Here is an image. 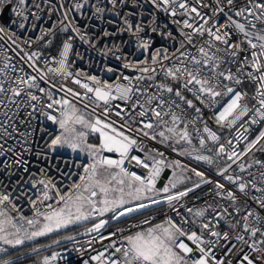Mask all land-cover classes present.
Masks as SVG:
<instances>
[{"label": "snow or ice", "instance_id": "snow-or-ice-1", "mask_svg": "<svg viewBox=\"0 0 264 264\" xmlns=\"http://www.w3.org/2000/svg\"><path fill=\"white\" fill-rule=\"evenodd\" d=\"M89 10L90 18L103 19L105 12L118 17L107 21L114 30H103L97 40L82 32L79 17ZM5 11L11 16L0 23V41L6 42L0 44V157L14 151L5 147L9 140L28 145L30 137L44 133L39 127L43 117L61 129L58 135L49 134V151H86L91 162L82 165L80 183L74 182L68 195L51 180L33 182V188L39 183L43 191L30 198L34 215L21 216L23 223L8 214L10 196L0 193V253L95 217L83 235L97 234L87 241L96 254L83 264H264V160L251 159L256 151L264 152V129L249 140L252 126L264 123V0H105L103 6L99 0H0V17ZM160 13L167 16L166 23L161 24ZM123 35L134 39L143 59L118 55L121 49L115 43L105 45L103 54L111 52L124 61L122 68L137 75L122 74L111 84L72 70L70 56L83 59L74 51L77 38L95 48L99 39ZM78 103L90 109L87 116ZM75 125L98 133L100 143L88 144V133ZM145 141L216 166L220 179L169 161L164 151L147 148ZM240 142H246L242 150L237 148ZM134 151L144 153L143 158ZM15 154L13 163L27 172L28 162ZM126 161L147 174L129 171ZM166 168L180 169L181 175L158 188ZM189 172L198 179L172 192L177 183L192 180L184 175ZM202 185H212L211 203L205 200L195 208L182 202ZM117 192L119 196H110ZM53 199L57 206L45 204ZM162 202L178 220L168 216L153 225V218H146L105 234L113 222L134 219V213ZM63 240L78 243L74 235ZM97 243L102 251L93 248ZM41 250L33 247L32 253ZM73 250L85 251L83 246ZM60 256L45 255L39 264H53ZM0 264L14 262L0 258Z\"/></svg>", "mask_w": 264, "mask_h": 264}, {"label": "built area", "instance_id": "built-area-1", "mask_svg": "<svg viewBox=\"0 0 264 264\" xmlns=\"http://www.w3.org/2000/svg\"><path fill=\"white\" fill-rule=\"evenodd\" d=\"M99 2L101 6H103L105 0H99ZM158 15L161 24L167 22V16L165 14L160 13ZM10 16L11 13L8 11L6 21ZM90 16L91 10H89V12L83 17H79V24L81 26V31L86 32L87 35L92 37L93 40H97L102 31L105 29L110 31L114 30L115 25L107 23L108 20L118 21L119 19L108 12H105L103 19H97L94 17L90 18ZM2 22H4V20L2 17H0V23ZM33 35H35V33H33ZM157 41L159 45V37H157ZM3 43L6 42L0 41V44ZM113 43L118 44L121 49V52L117 54L127 56L128 60L136 61L144 58L139 52L136 51L134 39L130 35L99 39L95 48L90 47L89 44L83 43L77 38L74 42V51L79 52L83 56V59H79L74 54L71 55L70 59L74 61L72 70L74 72L79 70L83 73H86L87 75H95L102 82H108L111 84H115L117 82V78L122 74L129 76L137 75L138 73H135L132 69L122 68V63L124 61L116 60L115 56L111 52H109L107 55L103 54L104 46L107 45L108 47H112ZM6 55H13V53L7 52ZM106 67H113L117 69V71L109 73L105 70ZM81 78L83 79V77ZM66 83H68V86H71L80 92L84 91L83 89H79L78 86L70 84V82ZM77 107L85 113L90 111V109L84 110L82 103H78ZM99 111L100 109H97V113H99ZM37 123L38 122L35 120L32 121V127H36ZM210 126L213 128V130L218 131L214 122H211ZM25 127L27 126H21V131H23ZM39 127L45 129L46 131L44 133L37 132L33 137H30L28 145H24L22 142L17 143L15 140H9L5 147H12L14 151L7 152L3 157H0V161L12 165L11 167L5 169L3 164H0V193H5L10 196L11 203L6 205V211L12 218H14V221H20L21 216L32 218L34 215V209L29 201L30 198L35 199L41 196L43 185L37 183L36 187L33 188V182L40 180H51L62 194L68 195L73 192V183H80L79 175L84 174L82 165L91 162V157L78 158L76 156L62 155L49 151L46 148V143L50 142L49 134H51V136L58 135L61 132L60 127L58 124H53L51 121H45L43 117L40 118ZM261 129H264V123L253 125L249 134V140L254 139ZM228 136L229 133L225 131L224 137ZM17 139H19V137H17ZM193 143L195 144L196 141ZM233 143H237L235 139H233ZM245 143L246 142H240L237 144L238 150H242L245 146ZM145 144L147 148H159L161 151H164L169 161L179 160L181 164L187 165L189 168H196L197 170L203 171L206 174V177L210 179H220L218 176H216V166L214 165H209L204 161H196L195 159H192L186 155H178L177 153L172 152L170 149H166L164 146L155 142L145 141ZM28 146H31L32 150L25 152L24 147ZM17 152L22 154L20 158L28 162L26 165L28 168L27 172L23 170V167L13 163V161L17 159L15 154ZM37 152L42 153V155L37 156ZM133 154L138 155L141 158L144 156V153L141 152L134 151ZM203 154L211 155V153L207 152H204ZM102 155L113 159L119 158L117 153L104 152ZM243 159L251 162L249 157H244ZM251 159L264 160V152L256 151L255 156ZM125 167H127L129 171L136 172L138 175L147 174V170L136 166L134 161L131 164L126 161ZM173 171L181 174L180 169L166 168L161 174L160 179H158L157 184L166 177L167 172ZM253 171L255 172L256 170L253 169ZM184 175L192 176V180H187V182L190 183L189 187L192 186V181L198 179L193 176L191 172ZM210 188H212V185H202L201 188L196 189L195 192L190 193L188 197H185L182 202L186 203L188 207L195 208L202 207L205 200L211 203L212 199L208 195ZM22 193L24 194L22 195ZM49 194L52 195L51 192ZM197 197L200 199H197ZM57 199L46 201L45 204H52L55 207L57 206ZM38 206L41 207L42 210H47L44 208V205L38 204ZM180 211L181 213H185V209L183 208H181ZM168 216H171L174 220L179 219L176 217L175 213L169 209L167 203L165 202L161 209L152 211L146 215L134 219H130L116 227L127 229L131 224L138 223L146 218H153L152 224L162 221L165 222ZM20 223H23V221H20ZM25 227H27V225H25ZM116 227L108 228L105 234L114 231ZM144 227H147V225ZM135 230L136 229H133V231ZM94 235L97 234L92 233L91 235L76 236V241L78 243L65 241L58 246L39 253V255H36L35 257L28 259L21 264H39L43 256H51L53 252L61 253V256L53 261V264H83L84 259H87V257L90 255L96 254L91 248H88L87 246V241L90 240ZM81 246H83L85 249L83 253L73 250L74 248L79 249ZM93 248H95L96 251L103 250L99 243L94 244ZM3 255L4 253H0V258H2Z\"/></svg>", "mask_w": 264, "mask_h": 264}, {"label": "rangeland", "instance_id": "rangeland-1", "mask_svg": "<svg viewBox=\"0 0 264 264\" xmlns=\"http://www.w3.org/2000/svg\"><path fill=\"white\" fill-rule=\"evenodd\" d=\"M77 108H78V107H77ZM79 109H80V108H79ZM81 112L87 116V113H85V112L82 111V110H81ZM69 127L71 128L72 125H69ZM75 127H76L78 130L85 131L86 133H88V134H87V137H86V142H87L88 144L98 145V144L100 143V140H99V142H98V141H97V142H95V141H94V142L89 141V137H90V136H92V137H96V136H98V137H99V135H97L98 133H91L90 130H88V129H84V128H82L80 125H75ZM60 131H61V129H60ZM51 152H54V153H57V154H62V155L76 156V157H79V158H85V157L88 158V157H89L86 151H85V152H79V153H76V152H72L70 149H67V148H60V149H58V150H56V151H51ZM175 173H176V176L173 175V177H171V175H169L168 177H165L160 183L157 184V187H158V188H159V187H163V185L167 184V183L169 182V180H175L177 176H180V175H181L180 173H177V172H175ZM170 177H171V178H170ZM186 183H188L187 180H184L183 183H177V187H176L175 189H172L171 191H172V192L183 191V190L185 189L183 185H185ZM111 186L114 187V186H115V182H113V184H112ZM186 188H187V187H186ZM85 195H87V193H85ZM98 196H99V193H98ZM110 196H119V193H118V192H117V193H110ZM164 203H165V202H162V204H161L160 206L152 207V208L146 209V210H144L143 212H145V211H149V210H153V209H156V208L161 209V208L163 207ZM139 214H140V213H135V214H133V216H136V215H139ZM125 219H129V217H124L123 220H125ZM94 222H96V218H95V217H93V218L90 219L89 221L81 222V224H80L79 226H82V228L79 229V230H77V231H75V232H73V233H71V234H69V235H74V236H85V235H83V233L86 231V228L91 227V226H92V223H94ZM113 223H116V222H113ZM163 223H164V222L162 221V222H158V223H155V224H163ZM155 224H153V225H155ZM72 227H76V226H69L67 229L72 228ZM67 229H62V230H60V232H63V231H65V230H67ZM60 232H58V233H60ZM58 233H51V234H49V235H47V236H45V237L37 238V240H35V241H28V242H26L24 245L17 246L16 249H19V248H22V247H24V246H26V245H28V244H33V243H37L38 241H40V242H39V243H40L39 245H37V246L35 245V246H33V247H40V248L42 249L41 252H44V251H46V250H48V249H51V248H53V247H55V246H58V245L53 244V240H57V239H59V240H61V243L65 242V241L63 240V237H59V236L57 237V236H56V238L52 239L51 241H47V242H44V244H41V242H42L43 239H46L47 237H54L55 235H58ZM66 236H68V235H66ZM46 245H52V247H51V248L44 247V246H46ZM33 247H32V248H33ZM32 248H31L30 250H27V251H25V252H22L23 255L20 257L19 260H23V259H31V258L35 257L37 254L32 253ZM16 249H13V248H10V247H9V249H8V253H9L10 251H13V250H16ZM41 252H40V253H41ZM4 255H5V253H4Z\"/></svg>", "mask_w": 264, "mask_h": 264}, {"label": "trees", "instance_id": "trees-1", "mask_svg": "<svg viewBox=\"0 0 264 264\" xmlns=\"http://www.w3.org/2000/svg\"><path fill=\"white\" fill-rule=\"evenodd\" d=\"M89 141H91V142H94V141L97 142V141H98V142H99V137H98V136H96V137H92V136H90V137H89ZM183 186H184V188L189 187V186H190V183H186V184L183 185ZM155 210H158V208L153 209V210H149V211H145V212H143V214H139V215H136V216H134V217L137 218V217H140V216L146 215V214H148V213H150V212H152V211H155ZM128 220H130V218H129V219H125V220H123L122 223H118V222H116V223H114V227H116V226H118V225H121V224L125 223V222L128 221ZM81 228H82V226H76V227L69 228V229H67V230H65V231H63V232L58 233V235H55L54 237H47L46 239H43L42 242H41V244H44V242H47V241H51L52 239L56 238V236H57V237H58V236H59V237H64V236H66V235H69V234H71V233H73V232H75V231L81 229ZM112 228H113V227H112ZM39 242H40V241H38L37 243L28 244V245H26V246H24V247H22V248H19V249H16V250L10 251L9 254H5V255H3L2 258H3V259H11V260L14 262V264H21V263L25 262L26 260H28V259L19 260L20 257L23 255L22 252H25V251H27V250H30V249H31L33 246H35V245H36V246L39 245V244H40Z\"/></svg>", "mask_w": 264, "mask_h": 264}, {"label": "crops", "instance_id": "crops-1", "mask_svg": "<svg viewBox=\"0 0 264 264\" xmlns=\"http://www.w3.org/2000/svg\"><path fill=\"white\" fill-rule=\"evenodd\" d=\"M98 135V134H97ZM174 172V171H173ZM173 172H168V174H166V177H168L169 175H171V177H173ZM176 172V171H175ZM178 173V172H177ZM170 177V178H171ZM162 204V203H161ZM160 204V205H161ZM160 205H153V206H151L150 208H152V207H157V206H160ZM149 209V208H148ZM144 210H146V209H144ZM144 210H142V211H144ZM135 214V213H134Z\"/></svg>", "mask_w": 264, "mask_h": 264}, {"label": "water", "instance_id": "water-1", "mask_svg": "<svg viewBox=\"0 0 264 264\" xmlns=\"http://www.w3.org/2000/svg\"><path fill=\"white\" fill-rule=\"evenodd\" d=\"M7 12L8 11H5V13L3 14V16H2V19L4 20V21H6V19H7ZM79 158V157H78ZM167 174H168V172H167Z\"/></svg>", "mask_w": 264, "mask_h": 264}]
</instances>
